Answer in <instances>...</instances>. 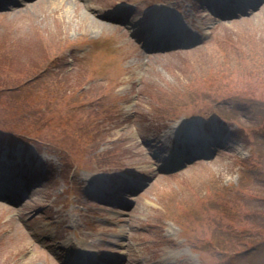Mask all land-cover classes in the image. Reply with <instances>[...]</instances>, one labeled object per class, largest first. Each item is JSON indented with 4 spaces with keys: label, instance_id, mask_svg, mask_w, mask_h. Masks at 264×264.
<instances>
[{
    "label": "rangeland",
    "instance_id": "1",
    "mask_svg": "<svg viewBox=\"0 0 264 264\" xmlns=\"http://www.w3.org/2000/svg\"><path fill=\"white\" fill-rule=\"evenodd\" d=\"M162 1L0 10V149L16 160L24 142L22 162L42 180L24 205L0 200V264H61L54 242L75 250L77 241L103 256L127 252L124 264H264V0L208 29L215 18L187 0L199 18L179 35L202 43L166 54L148 55L104 18L123 5L132 20L147 18ZM198 118L231 134L229 148L157 171L156 146L177 144V124ZM29 127L43 139L28 138ZM131 174L154 178L139 195L123 192L127 210L85 191L99 181L96 191L118 195Z\"/></svg>",
    "mask_w": 264,
    "mask_h": 264
},
{
    "label": "bare ground",
    "instance_id": "2",
    "mask_svg": "<svg viewBox=\"0 0 264 264\" xmlns=\"http://www.w3.org/2000/svg\"><path fill=\"white\" fill-rule=\"evenodd\" d=\"M195 139L197 140V141H202V142H205V140H203L202 139V137H200V135H197V136H195Z\"/></svg>",
    "mask_w": 264,
    "mask_h": 264
}]
</instances>
